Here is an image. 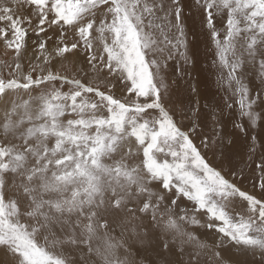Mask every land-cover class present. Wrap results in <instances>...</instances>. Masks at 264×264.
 I'll list each match as a JSON object with an SVG mask.
<instances>
[{
	"label": "rangeland",
	"instance_id": "obj_1",
	"mask_svg": "<svg viewBox=\"0 0 264 264\" xmlns=\"http://www.w3.org/2000/svg\"><path fill=\"white\" fill-rule=\"evenodd\" d=\"M56 1L2 37L0 264H264V0Z\"/></svg>",
	"mask_w": 264,
	"mask_h": 264
},
{
	"label": "bare ground",
	"instance_id": "obj_2",
	"mask_svg": "<svg viewBox=\"0 0 264 264\" xmlns=\"http://www.w3.org/2000/svg\"><path fill=\"white\" fill-rule=\"evenodd\" d=\"M9 1H11V0H0V59H2V60H4V59L9 60L11 58L10 56L13 55L15 52L14 51L15 48L14 49L12 47L6 48L2 45L1 42L3 41V38H2L3 34L9 35L13 31L14 34H16L15 36H12V39H14L13 43H17L18 38L24 39V33L26 32L24 30V25L26 24V21L28 20V15L30 14V12L28 11V9L26 7L27 3H29L28 0H12V2H9ZM51 1H53V0H51ZM58 4H59V2H58ZM12 87H18V84L14 83V84H11L10 86L6 87V91L2 95H0V106L3 103V101L5 100L6 96L11 91ZM7 102L5 104H3V106L0 109V117L1 118L2 117H8V114L15 113L17 115L18 121L22 122L25 119V115H18V114H20L22 111H24L25 107L22 106V104H21L20 108L14 109L9 105V103L7 104ZM160 107H161L160 109L164 113L167 114L166 110L162 106H160ZM7 127H10V124Z\"/></svg>",
	"mask_w": 264,
	"mask_h": 264
}]
</instances>
